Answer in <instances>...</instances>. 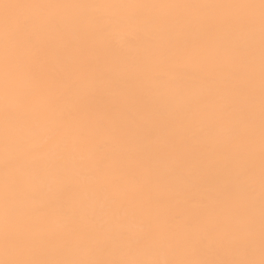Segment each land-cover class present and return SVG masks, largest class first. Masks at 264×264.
I'll return each mask as SVG.
<instances>
[{
	"label": "snow or ice",
	"instance_id": "snow-or-ice-1",
	"mask_svg": "<svg viewBox=\"0 0 264 264\" xmlns=\"http://www.w3.org/2000/svg\"><path fill=\"white\" fill-rule=\"evenodd\" d=\"M0 264H264V0H0Z\"/></svg>",
	"mask_w": 264,
	"mask_h": 264
},
{
	"label": "bare ground",
	"instance_id": "bare-ground-1",
	"mask_svg": "<svg viewBox=\"0 0 264 264\" xmlns=\"http://www.w3.org/2000/svg\"><path fill=\"white\" fill-rule=\"evenodd\" d=\"M60 2L68 3H80V2H100V0H60ZM112 2H118V0H112ZM138 2L144 3H166V2H206V3H220L229 2V0H138ZM258 2V0H256Z\"/></svg>",
	"mask_w": 264,
	"mask_h": 264
}]
</instances>
